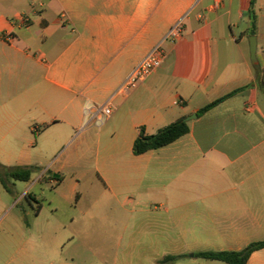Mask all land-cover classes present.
Here are the masks:
<instances>
[{
    "label": "crops",
    "instance_id": "0c3cea01",
    "mask_svg": "<svg viewBox=\"0 0 264 264\" xmlns=\"http://www.w3.org/2000/svg\"><path fill=\"white\" fill-rule=\"evenodd\" d=\"M250 7L251 0H0V138L60 125L80 137L86 120L93 123L85 106L110 104L112 136L95 171L112 197L136 192L128 199L173 213L170 230L194 235L177 255L264 240V89L255 82V66L264 68V0H255L256 64ZM181 19L182 37L164 41ZM7 32L11 43L3 40ZM160 43L162 66L135 90L121 91ZM188 117L189 132L177 141L133 153L140 127L154 134ZM55 178L64 183L61 174ZM74 238L44 235L45 247L33 248L30 237L12 234L0 264H91L81 261ZM247 264H264V248Z\"/></svg>",
    "mask_w": 264,
    "mask_h": 264
},
{
    "label": "rangeland",
    "instance_id": "374dc122",
    "mask_svg": "<svg viewBox=\"0 0 264 264\" xmlns=\"http://www.w3.org/2000/svg\"><path fill=\"white\" fill-rule=\"evenodd\" d=\"M85 125L88 132L76 138L61 125L33 134L26 127L13 141L0 138V250L12 234L30 237L33 248H43L44 235L67 231L84 251L81 261L91 264H226L193 252L177 255L194 235L183 238L177 229L170 230L167 219L173 213L165 207L129 200L136 194L132 191L112 197L95 171L111 139L112 123L89 124L87 119ZM25 166L40 167L29 182L6 176L5 167ZM58 174L64 179L61 185L55 181ZM167 256L179 258L162 263Z\"/></svg>",
    "mask_w": 264,
    "mask_h": 264
},
{
    "label": "trees",
    "instance_id": "16d2710c",
    "mask_svg": "<svg viewBox=\"0 0 264 264\" xmlns=\"http://www.w3.org/2000/svg\"><path fill=\"white\" fill-rule=\"evenodd\" d=\"M249 15L251 19L252 29L251 33L255 34V24H256V11H255V0H251V7L249 10ZM256 84L259 88L264 89V68L257 64L255 66ZM253 84H249L250 86ZM240 89L235 90L215 101L206 105L198 111V114H203L223 102L227 98L233 96ZM189 132V125L184 118H180L162 128H160L154 134H148L144 127L139 128V134L133 145V153L135 155H141L147 153L151 150H157L159 148L168 146L173 142L177 141L182 136ZM6 176H10L15 180L29 182L32 175L40 171L38 166H25V167H5ZM9 190V188H6ZM27 197H31V194H26ZM264 248V240L254 241L248 244L241 250H221V251H202L195 254V256L204 258L211 261L224 262L226 264H247L250 256ZM177 256H167L162 263L174 262L177 260Z\"/></svg>",
    "mask_w": 264,
    "mask_h": 264
},
{
    "label": "built area",
    "instance_id": "2783aa9c",
    "mask_svg": "<svg viewBox=\"0 0 264 264\" xmlns=\"http://www.w3.org/2000/svg\"><path fill=\"white\" fill-rule=\"evenodd\" d=\"M30 3H35L36 0H28ZM201 0H191L193 5H196ZM35 10V4L33 5ZM24 26H29L31 18L29 15L21 17ZM185 26L183 19L179 20L173 25V27L167 33L165 40L175 42L180 39L183 35ZM3 40L7 43H11L14 40L12 33H4ZM163 41V42H164ZM167 56V52L162 46V43L157 45L128 75L126 80L121 86V91L131 92L139 87L148 77H150L155 71H157L163 64ZM85 115L90 116L93 122L98 125H103L113 115V109L110 104H104L102 106L89 105L87 104L84 109Z\"/></svg>",
    "mask_w": 264,
    "mask_h": 264
},
{
    "label": "water",
    "instance_id": "95a60500",
    "mask_svg": "<svg viewBox=\"0 0 264 264\" xmlns=\"http://www.w3.org/2000/svg\"><path fill=\"white\" fill-rule=\"evenodd\" d=\"M250 54H251V60L254 64L258 62L257 58V37L255 35L250 36ZM197 114H194V117H196ZM190 117L186 118L185 121H189Z\"/></svg>",
    "mask_w": 264,
    "mask_h": 264
}]
</instances>
